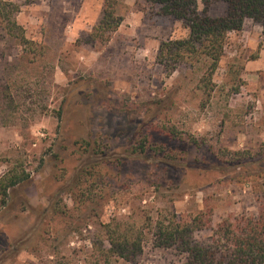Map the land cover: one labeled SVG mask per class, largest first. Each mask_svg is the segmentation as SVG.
I'll list each match as a JSON object with an SVG mask.
<instances>
[{
  "label": "rangeland",
  "instance_id": "rangeland-1",
  "mask_svg": "<svg viewBox=\"0 0 264 264\" xmlns=\"http://www.w3.org/2000/svg\"><path fill=\"white\" fill-rule=\"evenodd\" d=\"M16 2L29 44L0 27V180L12 170L24 181L0 198V264H86L93 238L119 222L144 240L135 260L115 264H185L156 245V221L258 215L261 24L229 34L206 88L203 64L159 62L162 42L188 37L160 6L123 0L122 25L102 41L92 34L104 0ZM206 10L217 18L226 5Z\"/></svg>",
  "mask_w": 264,
  "mask_h": 264
},
{
  "label": "trees",
  "instance_id": "trees-1",
  "mask_svg": "<svg viewBox=\"0 0 264 264\" xmlns=\"http://www.w3.org/2000/svg\"><path fill=\"white\" fill-rule=\"evenodd\" d=\"M28 1V0H26ZM150 6H160L161 13L173 17L184 24L188 37L162 42L158 60L164 67L174 72L184 63L204 65L203 78L206 88L212 80L224 55L228 36L243 29L248 19L261 24L264 31V0H216L226 5L221 17H211L207 7L211 1L201 0L206 9L199 10L200 0H141ZM123 0H104L102 14L92 36L108 41L123 23L119 7ZM21 5L16 0H0V27L12 33L21 32L24 44L29 41L22 34L23 29L15 16ZM146 152V143H141ZM24 181L12 170L0 180L1 204L5 206L10 190ZM199 212L190 220L166 218L155 223L154 240L158 247L175 249L186 255L185 264H264V205L258 215L241 214L213 225L212 216ZM122 222L104 226L102 236L93 238V248L86 264H115L123 259L133 261L141 254L144 232L134 233L123 228ZM207 234L202 236L201 234Z\"/></svg>",
  "mask_w": 264,
  "mask_h": 264
}]
</instances>
